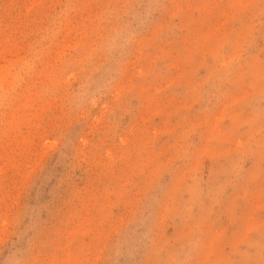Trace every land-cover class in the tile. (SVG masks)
I'll return each mask as SVG.
<instances>
[{
  "label": "rangeland",
  "instance_id": "1",
  "mask_svg": "<svg viewBox=\"0 0 264 264\" xmlns=\"http://www.w3.org/2000/svg\"><path fill=\"white\" fill-rule=\"evenodd\" d=\"M0 264H264V0H0Z\"/></svg>",
  "mask_w": 264,
  "mask_h": 264
}]
</instances>
